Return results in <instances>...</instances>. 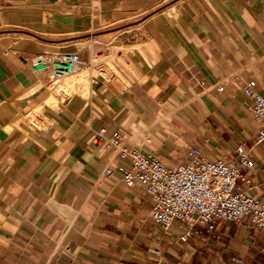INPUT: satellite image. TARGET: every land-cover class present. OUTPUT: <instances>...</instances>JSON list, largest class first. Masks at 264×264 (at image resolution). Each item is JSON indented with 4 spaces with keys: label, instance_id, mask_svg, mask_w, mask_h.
I'll use <instances>...</instances> for the list:
<instances>
[{
    "label": "crops",
    "instance_id": "0c3cea01",
    "mask_svg": "<svg viewBox=\"0 0 264 264\" xmlns=\"http://www.w3.org/2000/svg\"><path fill=\"white\" fill-rule=\"evenodd\" d=\"M124 28L139 41L110 51ZM103 51L113 71L83 69L47 104L33 56ZM250 80L264 95V0H0V264H264V228H165L118 169L121 149L172 166L190 148L237 161L240 145L254 167L236 188L264 195Z\"/></svg>",
    "mask_w": 264,
    "mask_h": 264
},
{
    "label": "built area",
    "instance_id": "2783aa9c",
    "mask_svg": "<svg viewBox=\"0 0 264 264\" xmlns=\"http://www.w3.org/2000/svg\"><path fill=\"white\" fill-rule=\"evenodd\" d=\"M30 63L32 70L45 78L46 87L87 68L98 73L107 72L98 53L87 61L81 59L78 52L38 54L30 59ZM254 87V80L247 81L243 92L250 101L251 113L260 122L256 139L263 141L264 95L257 94ZM222 88L219 86L220 90ZM67 96L64 94L63 97ZM98 139L97 136L94 141ZM118 139H121L119 135L113 143L118 145ZM121 154L131 157L128 167H118L123 183L126 186L139 183L145 188L153 200L150 215L161 226L166 228L173 220H180L214 229L222 220L238 223L247 217L252 227L264 228V195L236 188L238 181L248 182L243 170L254 167V161L244 147L236 148L237 161L208 158L198 148H190L187 159L172 166L164 165L157 156H145L138 150L121 149Z\"/></svg>",
    "mask_w": 264,
    "mask_h": 264
},
{
    "label": "rangeland",
    "instance_id": "374dc122",
    "mask_svg": "<svg viewBox=\"0 0 264 264\" xmlns=\"http://www.w3.org/2000/svg\"><path fill=\"white\" fill-rule=\"evenodd\" d=\"M139 38L140 35L137 30L133 28H128V29L124 28L122 31H119L116 35L112 36L111 40L107 43V46L108 49H110V51L120 52V50H124L123 47L124 44L136 43L137 41H139ZM104 49L105 48H103V50ZM104 51L103 53H99L98 55H100L103 62H105L107 68L106 71L108 73V69H110V71H113L114 67L112 61L109 60L110 57H107V55L104 54ZM86 75H87V71L81 70L77 73H74L72 75H69L68 77L61 79L58 82H54L49 86H47V96H48L47 104L54 105L58 101H61L65 98L63 97L64 94L70 95L72 92L75 91L74 83L86 82Z\"/></svg>",
    "mask_w": 264,
    "mask_h": 264
},
{
    "label": "bare ground",
    "instance_id": "6f19581e",
    "mask_svg": "<svg viewBox=\"0 0 264 264\" xmlns=\"http://www.w3.org/2000/svg\"><path fill=\"white\" fill-rule=\"evenodd\" d=\"M56 91V90H55Z\"/></svg>",
    "mask_w": 264,
    "mask_h": 264
}]
</instances>
